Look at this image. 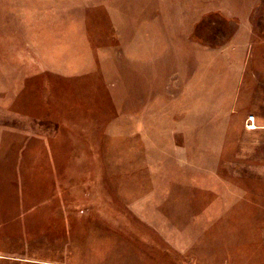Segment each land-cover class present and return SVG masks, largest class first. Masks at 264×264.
<instances>
[{"label":"rangeland","instance_id":"374dc122","mask_svg":"<svg viewBox=\"0 0 264 264\" xmlns=\"http://www.w3.org/2000/svg\"><path fill=\"white\" fill-rule=\"evenodd\" d=\"M0 264H264V0H0Z\"/></svg>","mask_w":264,"mask_h":264},{"label":"built area","instance_id":"2783aa9c","mask_svg":"<svg viewBox=\"0 0 264 264\" xmlns=\"http://www.w3.org/2000/svg\"><path fill=\"white\" fill-rule=\"evenodd\" d=\"M250 121L252 122V121H253V119H252V118H250Z\"/></svg>","mask_w":264,"mask_h":264}]
</instances>
